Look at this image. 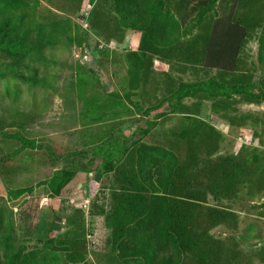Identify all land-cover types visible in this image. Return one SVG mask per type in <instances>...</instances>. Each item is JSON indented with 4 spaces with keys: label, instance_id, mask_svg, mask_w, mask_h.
Returning <instances> with one entry per match:
<instances>
[{
    "label": "rangeland",
    "instance_id": "374dc122",
    "mask_svg": "<svg viewBox=\"0 0 264 264\" xmlns=\"http://www.w3.org/2000/svg\"><path fill=\"white\" fill-rule=\"evenodd\" d=\"M185 2L0 0V30L21 42L16 55L0 54V264L17 247H41L38 238L54 245L33 264H264V158L254 167L256 153L238 154L253 146L264 157V116L246 119L258 140L241 144L226 117L203 114L209 88L181 109L165 104L179 83L214 79L245 85L228 99L254 107L243 104L264 94V0L236 2L232 16L246 34L231 73L200 65L223 0ZM147 31H176L180 42L165 40L167 65L140 60L139 78L129 79L136 71L128 57L156 52L151 42L161 35ZM107 142L125 157L98 178L104 154L95 147ZM251 161L236 173L235 164ZM63 168L74 175L52 198L47 184ZM133 188L149 212L113 246L105 215Z\"/></svg>",
    "mask_w": 264,
    "mask_h": 264
},
{
    "label": "trees",
    "instance_id": "16d2710c",
    "mask_svg": "<svg viewBox=\"0 0 264 264\" xmlns=\"http://www.w3.org/2000/svg\"><path fill=\"white\" fill-rule=\"evenodd\" d=\"M189 2V0H185ZM184 0H180V3L184 6L186 5V2ZM210 0H199V2L196 4L198 8H203L207 5V3ZM126 7L129 6L132 3V0H125ZM237 0H223L222 7L224 9V12L219 15L211 24L210 30L207 35L206 43L204 46V51L202 54V62L201 65L205 69H214L217 71L225 72V73H231L236 70V61L239 54L240 46L242 41L245 38V28L241 25L238 19H233V9L236 5ZM232 3V4H231ZM7 25V24H5ZM148 35L150 36H158L161 34H164L166 31H147ZM162 36V35H161ZM153 41H157L158 39H152ZM19 45H21V42L19 38L16 36V34H12L11 31H9L5 26L1 28L0 30V54H9L11 56L16 55L21 47L19 48ZM145 52V51H143ZM128 59L131 61L133 68L130 67L131 72L136 73L129 75L132 77L139 78V74L141 73L140 70H142V67L137 66L139 64L140 60L148 59V53H132ZM150 65V64H148ZM137 66V67H136ZM136 67V68H134ZM135 69V71H134ZM194 83H179L177 88L174 89L173 92H171L169 95L166 96L165 104L169 106L172 110V107L174 105L179 106V109L183 108L180 105V102L183 98L191 96L196 97V95L200 94L202 92L200 89L202 87H207L210 89V94L208 97L202 98L200 101L202 102L205 99L211 100V110H219V109H226L229 108L228 103V97L229 94H243L246 93V86L241 84L232 83L231 85H223L221 83H218L214 79H210L206 83H197L196 85ZM205 85V86H203ZM222 89H225L224 91ZM254 94L251 93L249 98L251 100H259L258 102L264 100V94ZM225 96V97H224ZM220 101L218 103H215L216 101ZM227 101V103H226ZM163 102V100H162ZM174 105H172V103ZM223 103V104H222ZM230 103L232 104V100H230ZM220 104V105H217ZM201 106V105H200ZM169 112V111H168ZM171 113V112H170ZM169 113V114H170ZM247 118H251L249 116H242L240 115L237 118L231 119V122H234L236 124H240L244 122ZM254 121L255 118H251ZM154 149V148H153ZM252 151L256 153V155L253 156L254 158V167L258 163V161L264 157H258V148L257 147H246L242 146L239 150V155L242 157H247V154H244L246 152L243 151ZM96 153L94 155L102 154L103 161L98 165L100 168L95 169L99 171V176L102 177L103 174L111 173L114 171V168H116V162L122 164L123 159L125 157V153L122 152V150H116L112 142H107L105 144H101L97 147H95ZM125 151V149H124ZM160 149L156 150V155L160 152ZM165 153H163L164 155ZM258 154V155H257ZM156 161V158L150 160V165L154 164ZM118 164L117 167L120 165ZM247 165H252V161L248 163H241V164H235L234 169L236 170V173H239L241 169L247 168ZM3 170V168H1ZM117 169V168H116ZM1 170V175L3 177V172ZM75 169H61L59 170L54 176H52L48 182L49 186V193L52 198L59 195L61 189L71 180V178L74 175ZM114 173V172H113ZM124 181L126 184L131 185L133 184L130 179L127 177H124ZM132 193L125 192L119 194L116 198L113 199V204L111 206L110 211L105 215V224L107 227L110 228V239L111 244L117 245L119 242H122L127 237V231L129 227L132 225V223L137 219V217L143 216L147 214L149 211V205H148V199L144 194H141V192L137 188L132 189ZM100 213H104L103 211H100ZM2 227L1 221H0V228ZM9 233L4 236V239L2 238V245L4 248V251L7 252V249L11 247V244L9 241L14 240L13 233L15 232V228L12 226ZM7 233V232H6ZM39 244H41V247L34 246L30 249H26L23 247H17L16 251L12 253V255L9 258V261L7 264H33L37 258V256L44 250L49 249L51 246L54 245V241L52 239H34ZM36 243V244H38ZM135 259L133 262H136Z\"/></svg>",
    "mask_w": 264,
    "mask_h": 264
},
{
    "label": "crops",
    "instance_id": "0c3cea01",
    "mask_svg": "<svg viewBox=\"0 0 264 264\" xmlns=\"http://www.w3.org/2000/svg\"><path fill=\"white\" fill-rule=\"evenodd\" d=\"M161 35L162 36L157 41H152L151 42L152 48L156 49V52H153L151 50L154 54H152V52H150V53L146 52L145 49L143 50V51L146 52V54L148 53V59H149V62H151V63L152 62L153 63H162L164 61H166V62L169 61V59L167 58V54H165V52L163 50L164 47H165V40H167V41L169 40V43H172V45H174V46H176V44L178 42H180V40L178 41L175 38V37H178V33L176 31H166L164 34H161ZM165 36H167V37H165ZM169 36H170V38L168 39ZM137 40H134V41L138 44ZM155 69H156V71L159 70V72H161V74L163 73V71L160 68L159 69L155 68ZM172 75L176 78L177 77L176 71H173ZM160 81L161 80L156 81V82L159 84ZM156 84H154L152 82V85H156ZM190 97L191 96H188V97H185V98H190ZM202 102H203V114L205 116H223V117H226V121H228L227 124L225 125L226 129H228L229 131H235L237 133H239V131L242 132V136L240 135L241 137H239L240 138L239 141L241 142V144H245L244 140H243V139H245V136L248 137V138H251L252 142H254V141L257 142V140H258L257 137H252L253 135L251 136V134L249 135L250 129H252V128L247 124L246 120L244 122L240 123V124H236L234 122H231L230 120L234 119V118H237L240 115L249 116V117L250 116H254V117H258V118H263V116H264V113H263L264 112V109H263L264 100H262L260 102H255V103H247V102H245V104H243V105H247L248 104L250 106L251 105L254 106V107H249V108H246V109L243 106H240L239 104H233V103L231 104V103H229V105H230L229 108L219 109L217 111H215V110L212 111L211 110V100L205 99ZM201 105H202V103H201ZM223 123H224V121H223ZM248 128H250V129H248ZM252 131H253V129H252ZM248 138H246V139H248ZM17 228H19V225H18Z\"/></svg>",
    "mask_w": 264,
    "mask_h": 264
}]
</instances>
